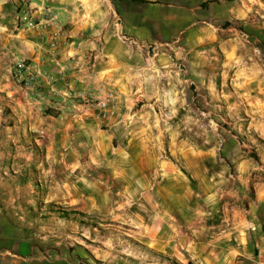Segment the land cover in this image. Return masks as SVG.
Returning a JSON list of instances; mask_svg holds the SVG:
<instances>
[{
    "label": "crops",
    "instance_id": "0c3cea01",
    "mask_svg": "<svg viewBox=\"0 0 264 264\" xmlns=\"http://www.w3.org/2000/svg\"><path fill=\"white\" fill-rule=\"evenodd\" d=\"M253 3L255 11L264 12V0H0V264H92L77 256L72 239L106 230L108 213L100 209L112 203L114 187V218H122L123 225L131 221L133 234L148 246H189L199 264H234L239 251L227 240L221 262L220 238L199 240L204 225L198 200L189 203L187 174L152 155L155 149L148 141L157 120L137 102L145 91L163 89L167 78L175 84L181 75L175 59L182 58L184 48H193L191 54L202 65L214 58V51L202 50L209 44L216 43L215 51L225 52L226 58L234 57L233 42L220 40L219 27L223 21L250 18ZM23 12L36 27L25 29L18 22ZM118 19L122 25L116 27ZM53 39L58 42L54 58ZM92 53L98 56L94 67L88 61ZM17 58L40 65L45 75L37 87L13 81ZM222 73L233 75L226 84L237 91L256 82L245 76L253 75L251 70L227 66ZM206 74L218 75L213 70ZM212 80L205 85L218 90ZM257 84L264 96V61ZM108 89L119 93V111L106 121L76 98L77 93ZM37 95L42 111L27 103ZM259 106L264 154V97ZM117 139L121 143L114 146ZM40 185L65 191L68 205L82 209L49 206L60 201L42 195ZM257 202L264 203V183ZM128 203L133 211L119 210ZM261 228L256 246L264 264V218Z\"/></svg>",
    "mask_w": 264,
    "mask_h": 264
},
{
    "label": "rangeland",
    "instance_id": "374dc122",
    "mask_svg": "<svg viewBox=\"0 0 264 264\" xmlns=\"http://www.w3.org/2000/svg\"><path fill=\"white\" fill-rule=\"evenodd\" d=\"M255 8L253 3L252 15L245 21H223L219 27L220 40L226 38L233 42L229 49L235 52L234 57L226 58L225 52L215 51L216 43L209 44L202 50L214 51V58L203 60L202 65L201 60L191 54L193 48H184L182 58L175 59L176 69L181 74L175 77V84L167 83V78L163 89L145 91L137 102L138 107L144 105V113L154 115L157 120L151 124L154 132L148 141V145L155 149L152 155L181 167L187 174L189 203L198 200L196 209L205 229H200L199 240L205 243L216 240L217 236L220 238V262L227 253L222 242L227 240L239 251L234 264H260V248L256 243L263 236L264 203L258 205L257 199L259 187L264 183V154L259 148V101L264 96L257 83L259 66L264 61V17L261 16L264 12L258 13ZM30 21L26 12L18 19L25 29L29 28ZM50 54L54 58L52 51ZM227 66L231 70H251L253 75L245 76L247 80L256 79L255 83L248 85L252 88L237 91L228 87L227 78L233 75H223L222 71ZM12 70L13 81L27 89L37 87V82L45 75L37 62L24 58L15 59ZM212 70L218 75L207 78L209 74L206 72ZM212 79L218 82V90L205 85L206 80L211 82ZM27 99V103L35 104L42 111L38 95ZM43 112L51 113L46 108ZM120 143L117 139L114 146ZM108 159H112V154H108ZM112 189L113 193L109 194L114 203L112 201L100 209L102 214L108 213L106 230L98 228L87 238L77 235L75 241L72 239L71 244L73 249H77L79 258L90 260L92 264H134V260L140 264H199L189 246L178 247V250L174 247L153 249L138 239L133 234L131 221L123 225L120 223L122 218H114L118 197L116 188ZM39 190L44 196H57L54 202L59 200L60 203H49V206L52 204L59 210L82 209L69 206L64 197L66 192L61 189L40 185ZM208 190L212 192L205 196L204 192ZM133 209L128 203L119 210L131 212ZM244 238L249 245H244Z\"/></svg>",
    "mask_w": 264,
    "mask_h": 264
},
{
    "label": "built area",
    "instance_id": "2783aa9c",
    "mask_svg": "<svg viewBox=\"0 0 264 264\" xmlns=\"http://www.w3.org/2000/svg\"><path fill=\"white\" fill-rule=\"evenodd\" d=\"M46 16H51V12H46ZM27 19V17H25ZM119 19L116 21V27L121 26ZM29 27H36L33 22L30 21ZM121 29V28H119ZM122 37L124 35H121ZM124 38V37H123ZM58 42L53 39L51 42V49L57 48ZM98 59L96 53L89 54L88 61L91 67H94ZM22 77V75H20ZM23 78V77H22ZM76 98L81 100L85 106V110H95L99 119L106 121L114 117L119 111V93L115 90H101L94 94L77 93Z\"/></svg>",
    "mask_w": 264,
    "mask_h": 264
}]
</instances>
